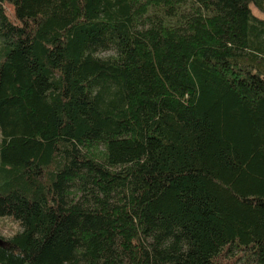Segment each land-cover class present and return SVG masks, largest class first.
Wrapping results in <instances>:
<instances>
[{
    "label": "trees",
    "instance_id": "obj_1",
    "mask_svg": "<svg viewBox=\"0 0 264 264\" xmlns=\"http://www.w3.org/2000/svg\"><path fill=\"white\" fill-rule=\"evenodd\" d=\"M252 6L0 0V264H264Z\"/></svg>",
    "mask_w": 264,
    "mask_h": 264
},
{
    "label": "rangeland",
    "instance_id": "obj_2",
    "mask_svg": "<svg viewBox=\"0 0 264 264\" xmlns=\"http://www.w3.org/2000/svg\"><path fill=\"white\" fill-rule=\"evenodd\" d=\"M3 6L9 20L12 22H16V18L13 14V7L8 3H4ZM252 10L254 14L264 18V14L260 13L255 7L252 6ZM105 54H108V52L102 53V55ZM18 230H20V226L16 221L11 219L10 217H0V237H8Z\"/></svg>",
    "mask_w": 264,
    "mask_h": 264
},
{
    "label": "water",
    "instance_id": "obj_3",
    "mask_svg": "<svg viewBox=\"0 0 264 264\" xmlns=\"http://www.w3.org/2000/svg\"><path fill=\"white\" fill-rule=\"evenodd\" d=\"M3 243V240L0 238V245Z\"/></svg>",
    "mask_w": 264,
    "mask_h": 264
}]
</instances>
